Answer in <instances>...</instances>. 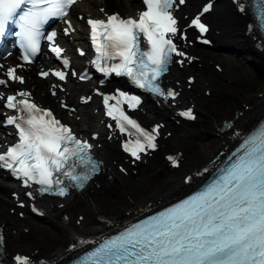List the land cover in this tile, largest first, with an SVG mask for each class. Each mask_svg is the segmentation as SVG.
<instances>
[{
  "label": "snow or ice",
  "instance_id": "6c2138e0",
  "mask_svg": "<svg viewBox=\"0 0 264 264\" xmlns=\"http://www.w3.org/2000/svg\"><path fill=\"white\" fill-rule=\"evenodd\" d=\"M76 3L77 0H0V36L9 25L19 28L16 36L24 62L0 64L3 72L0 86L25 83L26 78L19 70L34 63L42 40L48 42L50 52L62 62V67L41 69L38 74L45 79L54 76L60 82L66 81L69 74L78 76L74 70L68 71L71 62L58 42L59 32L44 30L50 20L59 18L67 25L63 34L71 35L75 28L67 17ZM143 3L146 9L136 17L108 14L101 8L105 19L87 18L96 53L91 63L105 76L114 73L127 77L137 88L175 102L180 93L162 86L161 79L169 71L174 56L182 58L176 61L181 65L193 59L176 42L187 40L174 14L175 7L185 0H143ZM235 3L240 12L246 11L241 0ZM255 6L264 27V0H258ZM211 8V3L205 5L189 27L206 33L208 27L202 16ZM77 51L85 54L82 49ZM51 88L52 95H56L57 89L63 90L61 84H53ZM96 94L102 97L105 115L115 121V128L134 136L124 142L125 152L140 160L141 154L158 148L163 125L145 129L124 109V105L132 110L138 108L142 103L140 96L120 89L114 93L96 89ZM81 99L87 103L92 97ZM0 101L4 108L15 113L5 115L3 126H12L17 136L15 143L0 151V169L8 170L24 188L33 189L25 193L30 199L34 200L37 194L66 197L71 189H84L99 172L100 162L92 154L94 145L78 137L51 109L39 106L30 91L21 89L7 95L0 92ZM62 107L68 105L62 102ZM179 115L196 119L192 108L180 111ZM108 127L111 129L113 125ZM167 159L172 166H179V157L169 155ZM32 211L44 214L35 205ZM5 242L0 231V249ZM13 260L15 264H33L31 257L24 254H16ZM83 264H264V127L244 141L242 154L205 190L105 240Z\"/></svg>",
  "mask_w": 264,
  "mask_h": 264
},
{
  "label": "bare ground",
  "instance_id": "6f19581e",
  "mask_svg": "<svg viewBox=\"0 0 264 264\" xmlns=\"http://www.w3.org/2000/svg\"><path fill=\"white\" fill-rule=\"evenodd\" d=\"M197 1L208 0H185L184 6L177 8L175 13L180 26L184 17L193 13ZM210 1L215 9L207 18L210 20L213 16L216 19V22L210 21L212 40L223 46L229 43L240 47L239 54L244 55L243 59L263 71L256 91L246 97L231 100V104L228 103L229 106L222 109L216 100L211 103L205 100L204 94L211 91L216 94L219 89L211 73L206 76L197 69V65L205 63V58L192 51L193 43L188 35L187 40L179 42V45L193 59L190 62L186 60L181 67L173 66L166 77L169 86L180 93L179 97L175 102H146V107H140L136 111L143 123L163 125L157 139L158 164L139 179L127 178L121 168L127 170L131 165L114 144V134L111 130L100 132L94 152L104 167L101 179H96V185H87L79 193L58 199L52 204V199H38V205L44 213L43 220H34L24 208L20 209V218L11 212H3L2 206L7 205L10 199L7 197L2 201L0 198V228L6 241L0 264L9 263L14 253L28 255L31 259L56 258L76 239L107 230V220H120L143 209L161 205L181 193L184 188L183 180L187 175L264 115V55L254 50L252 43L245 38V19L242 14L235 13L234 3L228 0ZM135 3L136 0H126V3L119 5L129 7ZM220 63L227 66L230 60L224 57L218 64L214 62V65L219 66ZM209 103L211 108L206 109L203 105ZM181 105L190 106L196 119L189 124H180V134H175L171 139L165 122L174 118L173 111ZM84 118H89L86 111ZM231 118V125L220 131L221 122ZM186 134L195 139L194 153L188 152L182 143L181 135ZM168 155L179 157L178 167L172 166L167 159ZM150 156L151 154L144 153L138 164L144 165ZM152 184L154 185L151 186ZM5 192L6 185L1 182L0 195H5Z\"/></svg>",
  "mask_w": 264,
  "mask_h": 264
},
{
  "label": "rangeland",
  "instance_id": "374dc122",
  "mask_svg": "<svg viewBox=\"0 0 264 264\" xmlns=\"http://www.w3.org/2000/svg\"><path fill=\"white\" fill-rule=\"evenodd\" d=\"M200 2L201 1L196 2L195 9ZM214 9L215 6L213 4L210 15L213 14ZM209 21L216 22V19H213V16H211ZM191 49L193 52L200 53L202 56H204L205 63L197 65L198 66L197 69H199L206 76H209V74L211 73L215 77L219 89V91L216 94L213 91L209 92L208 94H204L205 100H209L210 103L216 100L219 104V108L222 109L228 107L229 104H231V100L234 99L237 100L239 98L246 97L248 96V94L256 91L258 87V83L260 79L263 77V71L257 65L242 60V57H244V55L238 57L235 56V53L227 54L220 50H213L208 47L205 46L201 47L198 45L192 46ZM224 57H227L230 60L229 65L225 66L222 63H220L219 66L214 65V62L218 64L219 62H221L222 58ZM181 66L182 65H179L177 67H181ZM165 81L168 83L167 79ZM210 103L207 105L204 104L203 106L205 108L206 107L211 108ZM146 106L147 103L143 105V107ZM184 106L190 108V106L188 105H184ZM92 119L94 120L95 117H92ZM191 121L192 120L189 121L182 120L174 114L173 119H168L165 122L166 127L170 133L169 138L172 139L175 134L177 133L180 134L178 132L180 124H189ZM181 139L183 145H185L188 152L194 153L196 151L195 139L192 138V136L188 134L183 136L181 135ZM148 154H151V156L144 165L138 164L139 161L130 162L127 158H125L122 155L125 158V160L131 165L129 169L122 171L127 178L132 180L139 179L152 167H155L158 164V158H157L158 152L153 151ZM153 185L154 184H152L151 186ZM3 210H4L3 212H6V207ZM14 213L15 212H13V214ZM32 218L37 221L43 220L42 215Z\"/></svg>",
  "mask_w": 264,
  "mask_h": 264
}]
</instances>
